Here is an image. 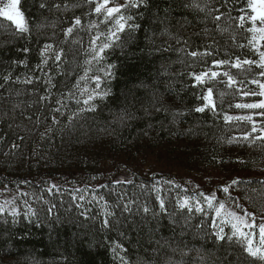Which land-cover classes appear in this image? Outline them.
Masks as SVG:
<instances>
[{
  "label": "trees",
  "instance_id": "16d2710c",
  "mask_svg": "<svg viewBox=\"0 0 264 264\" xmlns=\"http://www.w3.org/2000/svg\"><path fill=\"white\" fill-rule=\"evenodd\" d=\"M248 4L148 0L133 9L139 27L106 50L104 64L115 65L101 82L108 95L71 121L78 106L57 101L89 67L91 38L107 32L95 4L20 0L23 33L0 16V264H260L243 243L216 239L231 227L224 215L213 227L215 208L200 196L215 193L226 210L252 213L259 242L264 109L236 105L264 100L250 83H264V68L232 67L237 57L259 62L263 51L264 41L249 43ZM77 17L81 24L66 36ZM104 64L93 63L88 76ZM212 71L221 75L194 79ZM224 72L237 83L229 86ZM209 88L215 107L197 112ZM237 178L245 183L230 187L229 198L223 187ZM185 199L200 201L206 214L180 208Z\"/></svg>",
  "mask_w": 264,
  "mask_h": 264
},
{
  "label": "snow or ice",
  "instance_id": "6c2138e0",
  "mask_svg": "<svg viewBox=\"0 0 264 264\" xmlns=\"http://www.w3.org/2000/svg\"><path fill=\"white\" fill-rule=\"evenodd\" d=\"M95 4V7L92 11L98 16H103V21L107 27L106 33H98L96 36L92 37L90 40V48H91V59L86 61L85 63L89 65L88 68L84 69V75L78 77L76 84L72 87L75 89L69 90L66 96L62 95L61 99L57 101V103L61 107H67L64 103L65 100L74 101L78 106L77 111L72 113V116L69 117L71 121L73 118L79 116L81 113L87 111L95 110V101L97 99L102 100L105 96L108 95L107 91H104L101 86L102 80H107L114 74L115 65L112 64H104L108 49H112L119 45L122 39V34L125 32L135 31L139 25L135 23V17L133 14H130L133 9L139 10L142 6H147L148 0H89V4ZM20 4V0H8V3L4 4L3 7H0V16L5 17L8 21H11L18 32H27L29 31L28 25L25 21L23 13L19 10L18 5ZM41 7H44L42 4ZM248 7L251 9L252 15L249 17L253 22V26L249 29L250 32L253 33L252 40L249 43L253 48L256 47L261 41H264V0H249ZM217 20L220 19L219 16L216 17ZM242 21L244 17L240 18ZM259 21L260 27L256 26V22ZM81 24V19L79 17L75 18L71 27L65 30V35H70L74 28ZM51 48V45H46L45 49ZM43 55V53H42ZM63 55V50H61L60 54L56 55V60L60 61ZM191 55L193 57L199 55H210V53H197L192 52ZM260 60L259 62L255 60H243L241 61L239 57L236 58V62L232 64L234 68H241L242 65H252L257 64L258 67L264 68V51L259 52ZM46 62V61H45ZM95 63L97 65L104 64V67L98 68V74H94L91 77L88 76V73L91 71V65ZM228 60H214V66L229 64ZM102 73L103 75H100ZM221 75L218 72L212 71L210 74L208 72H201L200 74H193L194 79L199 83H204L205 79L216 78ZM224 76L228 78L229 86H232L237 83L234 77L229 72H224ZM261 77H264V72L259 73ZM51 79V78H49ZM94 82L95 87L89 88V84ZM243 83V82H241ZM250 83L258 84L259 87L264 90V83H260L258 80H252ZM83 84V87H81ZM213 89L209 88L207 94L204 96V100L206 101L204 107H198L196 109L197 112H203L205 108L211 106L215 107L213 101ZM243 95H249L248 92H243ZM261 96H264V91L260 92ZM41 99H44L43 97ZM237 108H249V109H264V100H261L259 103L252 104H237ZM55 111L59 112L60 108L58 107ZM226 120L239 119V120H251L250 116L247 117H231L225 116ZM256 129L253 128V131ZM239 183H245V181L239 180V178L231 181L229 186L223 187V191L225 193L230 192L229 188L237 185ZM247 183H251L248 181ZM200 196L204 198L205 203L208 208H215L216 217L213 218V227H215V219L224 215L226 219L223 221L226 224H229L231 227V235H227L224 232V229L221 228L216 232L217 240H225L233 241L235 240L237 243H243L244 251L252 257L254 260L259 261L260 264H264V223L258 225L259 229V242H254L252 236L254 235L255 228L257 227L254 223L249 222V218L252 221L255 220V217L252 213H248L247 210H242L243 214H240L234 210H226L227 205L224 201H217L215 193L210 196H204L203 193H200ZM215 202V204H214ZM234 206L236 208H240L238 203L233 201ZM218 204V206H216ZM164 204L161 201V208L163 209ZM180 208H187L189 212L193 211V208L196 212L205 213L204 207L200 204V201L196 202L195 206L190 204L188 199L183 200L179 204ZM0 211H3V208H0ZM145 212L148 211L147 208L144 209ZM15 210H13V215H15ZM206 214V213H205ZM108 224V221L105 220V225ZM249 229V232H246L244 229ZM117 248L121 247L120 245L116 246ZM115 251V249H114Z\"/></svg>",
  "mask_w": 264,
  "mask_h": 264
},
{
  "label": "rangeland",
  "instance_id": "374dc122",
  "mask_svg": "<svg viewBox=\"0 0 264 264\" xmlns=\"http://www.w3.org/2000/svg\"><path fill=\"white\" fill-rule=\"evenodd\" d=\"M8 3V2H7ZM263 51H264V47H263V49H262Z\"/></svg>",
  "mask_w": 264,
  "mask_h": 264
}]
</instances>
